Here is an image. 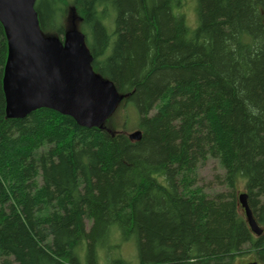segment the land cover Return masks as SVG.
Returning a JSON list of instances; mask_svg holds the SVG:
<instances>
[{
	"label": "trees",
	"instance_id": "obj_1",
	"mask_svg": "<svg viewBox=\"0 0 264 264\" xmlns=\"http://www.w3.org/2000/svg\"><path fill=\"white\" fill-rule=\"evenodd\" d=\"M182 3L36 0L42 32L82 31L123 95L103 127L7 115L0 20V264H234L247 250L264 264L239 200L242 184L264 229V0H197L194 29ZM130 103L139 140L115 122ZM208 157L223 169L211 192ZM117 235L136 262H101Z\"/></svg>",
	"mask_w": 264,
	"mask_h": 264
},
{
	"label": "water",
	"instance_id": "obj_2",
	"mask_svg": "<svg viewBox=\"0 0 264 264\" xmlns=\"http://www.w3.org/2000/svg\"><path fill=\"white\" fill-rule=\"evenodd\" d=\"M0 20L8 41L3 77L7 115L24 118L49 108L81 126L103 127L123 95L112 80L95 71L85 34L72 28L62 37L45 35L36 0H0ZM141 136V130L129 133L133 140ZM239 200L252 231L261 235L264 229L254 218L247 193L241 192Z\"/></svg>",
	"mask_w": 264,
	"mask_h": 264
},
{
	"label": "rangeland",
	"instance_id": "obj_3",
	"mask_svg": "<svg viewBox=\"0 0 264 264\" xmlns=\"http://www.w3.org/2000/svg\"><path fill=\"white\" fill-rule=\"evenodd\" d=\"M197 0H183L179 11L185 14L189 26L194 29L198 25V14H197ZM126 111V112H125ZM139 115L136 107L130 103L125 110L123 108L117 111L115 116V122L117 128L123 130V125L127 128L125 132L132 133L138 129ZM223 172L218 160L214 157H208V159L199 167V183L206 187L208 191L219 190L222 186L217 184L214 180V175ZM240 192H244V186L241 184L239 186ZM114 239L111 250H99V255L101 256V262L107 263L111 258H116L120 256L128 262H136L138 259V253L136 244L133 240H120L118 238ZM107 252H111L110 255ZM253 262H259L257 255L252 250H247L243 255L238 256L235 259L234 264H252Z\"/></svg>",
	"mask_w": 264,
	"mask_h": 264
}]
</instances>
